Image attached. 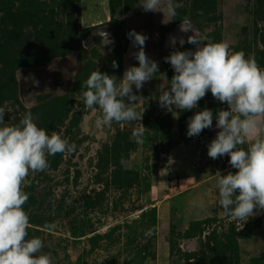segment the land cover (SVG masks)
Segmentation results:
<instances>
[{
    "label": "rangeland",
    "instance_id": "1",
    "mask_svg": "<svg viewBox=\"0 0 264 264\" xmlns=\"http://www.w3.org/2000/svg\"><path fill=\"white\" fill-rule=\"evenodd\" d=\"M143 3L0 0L5 122L31 112L39 127L76 145L26 178L27 238L39 237L54 264H264V210L246 222L226 216L215 173L237 170L227 155L207 154L219 131L215 115L228 105L210 91L191 110L169 112L158 102L174 75L165 57L194 51L187 39L195 34L228 43L264 69V0H174L175 15L163 2L162 12H146ZM131 30L147 37L144 51L158 64L139 91L132 86L141 142L131 127L98 126L102 113L86 108L81 95L92 71L119 84L127 67L139 66ZM204 108L213 111L212 127L187 136L188 119Z\"/></svg>",
    "mask_w": 264,
    "mask_h": 264
},
{
    "label": "clouds",
    "instance_id": "2",
    "mask_svg": "<svg viewBox=\"0 0 264 264\" xmlns=\"http://www.w3.org/2000/svg\"><path fill=\"white\" fill-rule=\"evenodd\" d=\"M162 2L168 13L175 15L179 5L174 0H144L141 7L146 12L161 11ZM195 35L187 39L196 46L194 51L176 50L165 57L174 75L170 89H160L158 102L169 112L173 108L191 110L210 91L214 99L228 105L227 110L220 109L215 115L219 131L207 146V154L214 160L227 155L229 164L237 170L226 175L218 170L216 187L224 214L246 222L264 210V120L258 119L264 114V69L243 51H232L226 42H205ZM128 36L134 47L139 46L133 54L139 66L127 67L119 84L114 76L96 69L84 82L86 90L81 95L86 108L98 107L102 113L96 120L98 126L114 121L121 127H131L137 142H141L142 114L134 107L140 97L133 93L132 86L139 91L158 72V64L144 51L145 35L131 30ZM179 43L183 46L185 40ZM112 66L117 67L115 61ZM5 112L0 107V264H54L51 253L42 251L44 243L39 237L27 238L30 218L23 206L29 195L23 186L30 172L49 167L48 156L74 152L76 145L56 131L49 134L39 127L31 112L15 125L5 122ZM212 125L213 111L204 108L188 119L187 136H198ZM254 127L259 129L258 135L247 148L242 147ZM151 234V230L146 233Z\"/></svg>",
    "mask_w": 264,
    "mask_h": 264
},
{
    "label": "water",
    "instance_id": "3",
    "mask_svg": "<svg viewBox=\"0 0 264 264\" xmlns=\"http://www.w3.org/2000/svg\"><path fill=\"white\" fill-rule=\"evenodd\" d=\"M258 119L261 120V116L258 117ZM258 133H259V129L256 128V127H254V128L250 131L249 136H248V139H252V138L255 137Z\"/></svg>",
    "mask_w": 264,
    "mask_h": 264
}]
</instances>
